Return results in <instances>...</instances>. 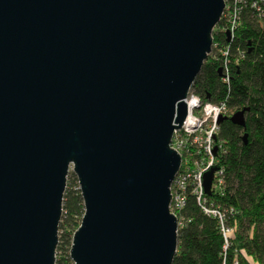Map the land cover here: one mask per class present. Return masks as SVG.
<instances>
[{
  "label": "water",
  "instance_id": "water-1",
  "mask_svg": "<svg viewBox=\"0 0 264 264\" xmlns=\"http://www.w3.org/2000/svg\"><path fill=\"white\" fill-rule=\"evenodd\" d=\"M223 9L0 0V264H54L70 168L84 205L74 264H171L180 155L169 143ZM246 109L230 119L243 125Z\"/></svg>",
  "mask_w": 264,
  "mask_h": 264
},
{
  "label": "trees",
  "instance_id": "trees-1",
  "mask_svg": "<svg viewBox=\"0 0 264 264\" xmlns=\"http://www.w3.org/2000/svg\"><path fill=\"white\" fill-rule=\"evenodd\" d=\"M225 25L220 18L212 29L210 52L189 89L228 108L215 141L220 188L204 193V206L218 208L222 219L206 212L188 186L174 211L179 225L171 264H264V0H241L230 38ZM246 107L243 125L230 119ZM66 180L54 264H74L69 248L84 212L75 174L69 171Z\"/></svg>",
  "mask_w": 264,
  "mask_h": 264
},
{
  "label": "built area",
  "instance_id": "built-area-1",
  "mask_svg": "<svg viewBox=\"0 0 264 264\" xmlns=\"http://www.w3.org/2000/svg\"><path fill=\"white\" fill-rule=\"evenodd\" d=\"M225 1L228 3L225 2L220 18L225 19L224 35L230 38L233 34V29L237 25V13L241 0ZM252 5L254 6L255 3H252ZM228 7L231 10H228ZM223 70L224 66L221 65L220 73L223 77H226ZM184 99L187 102L186 105L188 104L187 114L181 126L174 129L169 143L180 155L179 169L170 186V210L175 214L178 208L182 206L186 189L189 186L190 191L196 195L203 209L221 220L222 213L218 208H207L204 206L203 175L215 165L216 158L213 147L217 148L215 141L219 124L218 118L225 116L228 108L223 101H202L199 96L190 90ZM217 169L213 172L212 179L213 183L214 178H217V183L214 185L211 183L210 189L220 188L221 179L215 177L220 172ZM174 198H176V201ZM223 234L226 236L225 230H223Z\"/></svg>",
  "mask_w": 264,
  "mask_h": 264
},
{
  "label": "rangeland",
  "instance_id": "rangeland-1",
  "mask_svg": "<svg viewBox=\"0 0 264 264\" xmlns=\"http://www.w3.org/2000/svg\"><path fill=\"white\" fill-rule=\"evenodd\" d=\"M224 1V4H225V2L226 3H228L227 1H225V0H223ZM229 8V7H228ZM228 10H231L230 8L228 9ZM225 12H227V10H225ZM235 31V28L233 29V32ZM209 54V53H208ZM71 170V168L69 169V171ZM69 183V182H68ZM66 184H67V180H66V183H65V186H66ZM171 191V190H170ZM173 193H174V191H173ZM174 200L176 201V198H174ZM55 256L56 257H59V255L57 254V253H55Z\"/></svg>",
  "mask_w": 264,
  "mask_h": 264
},
{
  "label": "bare ground",
  "instance_id": "bare-ground-1",
  "mask_svg": "<svg viewBox=\"0 0 264 264\" xmlns=\"http://www.w3.org/2000/svg\"><path fill=\"white\" fill-rule=\"evenodd\" d=\"M187 103V102H186ZM188 105V104H187Z\"/></svg>",
  "mask_w": 264,
  "mask_h": 264
}]
</instances>
